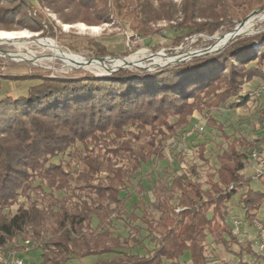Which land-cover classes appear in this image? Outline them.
Here are the masks:
<instances>
[{
    "label": "trees",
    "instance_id": "obj_1",
    "mask_svg": "<svg viewBox=\"0 0 264 264\" xmlns=\"http://www.w3.org/2000/svg\"><path fill=\"white\" fill-rule=\"evenodd\" d=\"M45 6L65 22H124L143 37L173 28L179 45L199 33L212 36L222 25L233 28L237 13L263 8L264 0H0V28L44 31ZM163 21L166 25H157ZM88 44L91 57L129 54L98 41ZM254 77L264 78V28L155 71L120 68L76 76L0 71V87L3 79H38L24 94L0 97V251L22 258L11 251L23 248L16 244L21 239L29 243L27 250L41 249L40 264L89 256H98L92 264H185L181 257L187 251L191 264H210L205 242L210 234L234 254L233 264H264V254L250 241L240 243L231 205L240 193V221L254 225L264 220L259 218L264 215V171L257 181L242 172L253 150L261 151L264 136L230 142L218 155V168L207 174V188L196 164L172 178L158 199L155 224L145 218L158 234L148 255L131 252L130 240L114 229L135 172L153 158H166L164 141L189 123L195 109L245 105L251 98L246 83ZM205 151L206 145H200L199 156L208 163ZM67 152L81 168L73 169L62 158L55 161ZM121 159L126 162L118 164ZM39 192L43 206L33 199ZM232 244L240 249L231 251ZM244 253L255 259H245Z\"/></svg>",
    "mask_w": 264,
    "mask_h": 264
},
{
    "label": "rangeland",
    "instance_id": "obj_2",
    "mask_svg": "<svg viewBox=\"0 0 264 264\" xmlns=\"http://www.w3.org/2000/svg\"><path fill=\"white\" fill-rule=\"evenodd\" d=\"M31 1L35 4L38 3V0ZM174 1L180 2V0ZM43 11L47 17L44 31L36 32L29 28H0V32L15 34L11 37L0 36V71L9 74L49 73L55 76H76L85 72H91L95 75L109 74L108 69L105 70L108 67V61L98 62L101 66L97 69L85 68L81 65L71 64V61L66 60L62 54L65 51L78 54L82 59L83 56L90 58L89 41H98L111 51L124 52L128 50L129 54L124 57H129L139 51H147L148 53L141 52L134 56L135 58H142L138 63L140 66H146V68H139L134 65L127 68L155 71L158 67L170 64L166 57L175 56L182 52L200 54L206 48L213 49L224 44L229 39L230 32L234 30L242 19L249 18L247 21H251L249 30L243 32L245 34L264 28V6L263 8L255 7L245 15L237 13L239 21L237 20L235 26L231 29L222 25L212 36L199 33L189 37L188 40L179 45H175L173 28H166L161 33L143 37L124 22L116 24L107 22L89 24L84 21L65 22L58 13L48 6L43 7ZM157 25L163 26L166 25V22L163 21ZM241 27L242 25L239 28ZM209 40H212V42L205 45ZM171 51L174 52L171 53ZM30 54L36 56L49 54L52 59L50 61L26 59L25 57ZM161 54H164L163 58H161ZM253 64H255V61H253ZM263 81L264 78L254 77L246 83L245 90L249 91L251 98L245 105L231 107L229 102H227L195 109L190 116L189 123L178 127L176 134L164 141L167 152L166 158H153L146 162L128 181L123 193H129L130 196L122 215L115 218L114 229L115 233L123 239L127 238L130 240L131 252L148 255L156 246L158 234L153 226L148 227L145 218L147 217L152 225L155 224L160 214L158 199L166 195L172 178L176 174L189 172L190 167L196 164L200 172L198 177L202 181L203 187L207 188V174L218 168V155L222 153L230 142L240 138L253 140L264 136V119L263 121L260 120L261 110L264 109ZM36 82H38V79L20 81L3 79L2 87H0V97L6 94L14 96L24 94L27 88ZM201 96H205V99H208L205 93ZM209 119L211 120L209 121ZM174 120L170 119L171 122ZM202 144L206 145L205 155L209 158L208 163H204L199 156V146ZM258 148L264 152V146ZM60 158L68 162L73 169L82 167V164L73 158L69 152L59 158H55V161ZM125 162L123 159L117 161L118 164ZM262 171H264V165L260 166L258 159L248 157L246 167L242 172L246 176H255L254 180L257 181L256 176ZM243 190L245 189H241V191ZM43 194V192L33 194V199H37L40 206H43ZM56 195L62 197L63 193L56 192ZM239 195L240 193L236 194L231 200V205L237 212V215H234L235 233L241 244L244 245L247 241H250L255 251L264 252L262 237L264 220L257 219L254 225H249L248 222H241L243 210L238 202ZM23 200H25L24 197H22ZM16 207L14 206V210ZM130 214H135L137 218H133ZM259 218L264 219L262 212L259 213ZM205 242L210 264L213 262L217 264H233L235 262L236 258L233 256L231 260V256L226 253L223 245H217L212 235L209 234ZM16 244L23 248L20 250L12 249L11 251L19 253L24 260V264H40L42 260L41 249L27 250L29 243L21 239ZM231 246L234 247V251L240 249L237 244H232ZM97 258L98 256H89L84 259L74 258L66 264H92ZM228 258H230L229 262H227ZM244 258L250 261L255 259L254 256L248 253H244ZM181 260L185 264H191L190 253L188 251L185 252Z\"/></svg>",
    "mask_w": 264,
    "mask_h": 264
},
{
    "label": "bare ground",
    "instance_id": "obj_3",
    "mask_svg": "<svg viewBox=\"0 0 264 264\" xmlns=\"http://www.w3.org/2000/svg\"><path fill=\"white\" fill-rule=\"evenodd\" d=\"M248 19L249 18H247L243 24H239V26H238L237 29H235L234 31L230 32L229 39H231L234 35H236L238 33H243L245 31L249 30V24L251 23V21H247ZM241 25H242V27L239 28ZM23 33H27V32H23ZM13 35H15V34L14 33L0 32V36H2V37L3 36H9V37H11ZM42 39H49V38H42ZM226 42L224 44L218 46L217 48L222 47L223 45L226 44ZM141 52L148 53L147 51H139V52H136V53L130 55L129 57H127L125 59H123V58H113V59H111L110 57H108V58H105L104 60H98V59L88 60L84 56H83V59H84L83 60L80 55L74 54V53H71V52H65V51L62 52V54L64 55V57L66 58V60H70L71 61V64L81 65V66H83L85 68H96L97 69L98 67L101 66L98 62L108 61V67H106L105 70H107V69L110 70L111 68L118 67V66H121V65H124V66H131V65H134V64L139 65L138 61L141 60L142 58H135L134 56L137 53H141ZM190 54H191L190 52H188V53H180V54H177L175 56L166 57V58L169 61H173V60H179V59L185 58V57L189 56ZM153 55H156V54H153ZM163 56H164V54H161V58H163ZM51 57L52 56L49 55V54L48 55L45 54V55H41V56H36V55H31L30 54L29 56H26L25 58L28 59V60H36V61H42V60H44V61H50L52 59ZM156 62H158V61H156Z\"/></svg>",
    "mask_w": 264,
    "mask_h": 264
},
{
    "label": "water",
    "instance_id": "obj_4",
    "mask_svg": "<svg viewBox=\"0 0 264 264\" xmlns=\"http://www.w3.org/2000/svg\"><path fill=\"white\" fill-rule=\"evenodd\" d=\"M245 20H246V18L245 19H242L241 21H239V24H243L244 22H245ZM239 24L234 28V30L235 29H237L238 28V26H239ZM233 30V31H234ZM241 34H245V33H238V34H236V35H234L233 36V38H235L236 36H238V35H241ZM232 38V39H233ZM221 48H223V46L222 47H219V48H206V49H204V51L203 52H199L200 54H197V53H191L189 56H187V57H189V58H186L185 57V59L184 58H182V59H179V60H173V61H170L169 63L171 64V63H180V62H182V61H185V60H189V59H191V58H193V57H195V56H200V55H204V54H207V53H212V52H215V51H218V50H220ZM183 53V52H182ZM186 53H188V52H186ZM108 57H110L111 59H113V58H123V59H125V58H127V57H112V56H105V57H90V58H87L88 60H92V59H98V60H103V59H105V58H108ZM175 61V62H174ZM134 66H138L139 68H146V66H140V65H137V64H134ZM127 67H129V66H124V65H121V66H118V67H114V68H111L110 70H108L109 72V74H111L112 72H115V71H117V70H119L120 68H127Z\"/></svg>",
    "mask_w": 264,
    "mask_h": 264
},
{
    "label": "built area",
    "instance_id": "obj_5",
    "mask_svg": "<svg viewBox=\"0 0 264 264\" xmlns=\"http://www.w3.org/2000/svg\"><path fill=\"white\" fill-rule=\"evenodd\" d=\"M262 86L264 87V81L262 82ZM251 157H253L254 159H258L260 166L264 165L263 151L253 150ZM262 237L264 244V229H263ZM0 264H24V260L22 258L15 256L14 253L7 255L4 252L0 251Z\"/></svg>",
    "mask_w": 264,
    "mask_h": 264
},
{
    "label": "crops",
    "instance_id": "obj_6",
    "mask_svg": "<svg viewBox=\"0 0 264 264\" xmlns=\"http://www.w3.org/2000/svg\"><path fill=\"white\" fill-rule=\"evenodd\" d=\"M246 232H247V231H246ZM223 248H224V250L226 251V253H228V254L231 256V260H232L234 254H232L230 251H228L224 246H223ZM233 248H234L233 246L230 247L231 251H234ZM261 253L264 254V252H261ZM229 260H230V258H228V261H229Z\"/></svg>",
    "mask_w": 264,
    "mask_h": 264
}]
</instances>
